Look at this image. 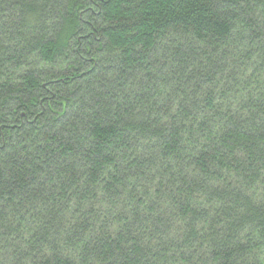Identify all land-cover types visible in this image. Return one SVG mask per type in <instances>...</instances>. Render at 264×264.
Instances as JSON below:
<instances>
[{
  "label": "trees",
  "instance_id": "obj_1",
  "mask_svg": "<svg viewBox=\"0 0 264 264\" xmlns=\"http://www.w3.org/2000/svg\"><path fill=\"white\" fill-rule=\"evenodd\" d=\"M0 264H264V0H0Z\"/></svg>",
  "mask_w": 264,
  "mask_h": 264
}]
</instances>
